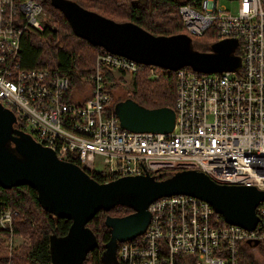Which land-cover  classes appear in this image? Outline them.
I'll list each match as a JSON object with an SVG mask.
<instances>
[{
	"label": "built area",
	"instance_id": "1",
	"mask_svg": "<svg viewBox=\"0 0 264 264\" xmlns=\"http://www.w3.org/2000/svg\"><path fill=\"white\" fill-rule=\"evenodd\" d=\"M178 10L189 35L211 26L218 39L236 38L241 63L237 71H174L171 131L122 128L109 106L112 81L106 72L134 75L148 66L156 77V65L100 47L86 81L73 89L64 74L22 67L23 33L43 26L37 0H0V103L19 118L20 130L58 158H77L85 170L101 171L105 181L160 168H195L218 183L264 190V0H196ZM148 210L144 231L120 242L121 264H241L239 243L260 241L264 249V199L255 205L253 229L226 222L208 201L189 194L158 197ZM14 215L2 206L0 229L12 233Z\"/></svg>",
	"mask_w": 264,
	"mask_h": 264
},
{
	"label": "water",
	"instance_id": "2",
	"mask_svg": "<svg viewBox=\"0 0 264 264\" xmlns=\"http://www.w3.org/2000/svg\"><path fill=\"white\" fill-rule=\"evenodd\" d=\"M51 4L63 13L77 36L136 62L172 71L188 66L208 73L237 71L240 67L241 56L234 53L238 40L234 37L218 39L210 51H200L193 47L187 33L155 35L131 21H116L86 9L74 0H51ZM114 112L120 126L131 131L169 132L174 126L175 113L169 106L147 108L125 98L116 103ZM15 121L14 112L0 103V186L31 185L48 210L71 220L67 233L51 243L57 262H79L97 243L87 222L99 210L118 204L133 211L105 216L111 250L117 242L141 234L150 217L148 205L166 195L199 197L208 201L226 222L246 229H253L257 223L254 208L264 199V190L218 183L195 168L181 169L163 179L145 171L99 182L79 164L58 158L51 147L15 128Z\"/></svg>",
	"mask_w": 264,
	"mask_h": 264
},
{
	"label": "trees",
	"instance_id": "3",
	"mask_svg": "<svg viewBox=\"0 0 264 264\" xmlns=\"http://www.w3.org/2000/svg\"><path fill=\"white\" fill-rule=\"evenodd\" d=\"M45 13L41 18L42 28H28L21 37L19 61L24 68L46 67L68 77L70 87L80 86L92 71L94 58L100 47L77 36L70 27L63 13L51 4V0H37ZM86 9L98 12L116 21H131L155 35L186 33L179 14L183 2L194 3L196 0H74ZM193 47L200 51H210L212 44L218 40L216 31L210 26L200 35L190 34ZM241 55L239 45L234 49ZM190 69L188 66H184ZM157 76L149 74L148 66L133 75V88L129 97L138 104L154 108L169 106L173 108L175 100V72L155 67ZM106 78L112 81L113 88L122 76L115 77L113 72H106ZM116 80V82H115ZM125 99V98H124ZM112 109L114 105H111ZM18 120L13 124L20 129ZM12 146V144H9ZM73 161L80 165L77 158ZM178 168H162L149 173L157 179L168 178L180 171ZM87 172L99 182L105 181L101 171ZM9 206L17 212L13 217V231L29 236V244L15 248L11 254L10 264H68L57 262L51 250L54 239L65 235L70 226L69 218L54 215L42 203L37 190L28 184L4 188L0 186V207ZM126 205H115L109 210H99L87 226L96 237V245L89 249L84 257L75 264H121L118 259L120 242L111 248L110 228L105 225L107 214L122 216L132 212ZM4 231L0 229V233ZM262 250V242H254ZM239 243L238 255L241 264H260L250 251L251 246ZM244 247V248H243ZM247 248V249H246ZM0 263L7 262L0 258Z\"/></svg>",
	"mask_w": 264,
	"mask_h": 264
},
{
	"label": "rangeland",
	"instance_id": "4",
	"mask_svg": "<svg viewBox=\"0 0 264 264\" xmlns=\"http://www.w3.org/2000/svg\"><path fill=\"white\" fill-rule=\"evenodd\" d=\"M43 16H44L43 17V19H44L46 16L44 11H43ZM41 18L42 17L40 16L39 19L41 20ZM117 76H122V80L117 81V83L115 84V86L113 88H109V85H108V89L111 93V100L109 102V106H111V105L115 106L119 100H122L126 97H129L130 91L133 88V80H132L133 75L127 73V74L116 75L115 77H117ZM115 82H116V80H115ZM88 89H89V87L86 86V91ZM81 94H83V91H80V96H81ZM82 98L83 97H78L77 99L81 100ZM94 167L97 169L100 166L96 162L94 164ZM160 169H162V168H160ZM167 169H170V168H167ZM10 209L12 211H15L12 208H10ZM16 214H17V212L15 211V215ZM3 231H4L3 233L2 232L0 233V258L5 259L6 261H11L10 257H11V254L13 253L15 248L17 249V247L19 248L23 244H29V241H30L29 236L28 235H22L19 233H14L13 221H12V233L9 230H7V231L3 230ZM250 251L253 253V257L256 259V261L258 263L264 264V255H263L262 250L260 249L259 246L257 248H255V247L251 248Z\"/></svg>",
	"mask_w": 264,
	"mask_h": 264
},
{
	"label": "bare ground",
	"instance_id": "5",
	"mask_svg": "<svg viewBox=\"0 0 264 264\" xmlns=\"http://www.w3.org/2000/svg\"><path fill=\"white\" fill-rule=\"evenodd\" d=\"M113 109H114V108H113ZM159 170H160V169H159ZM150 172H152V171H150ZM101 210H102V209H101ZM11 237H12V236H11ZM248 244H249V243H248ZM251 244H253V243H250V245H251ZM12 246H13V245H12ZM243 248H244V247H243ZM246 249H247V248H246Z\"/></svg>",
	"mask_w": 264,
	"mask_h": 264
}]
</instances>
